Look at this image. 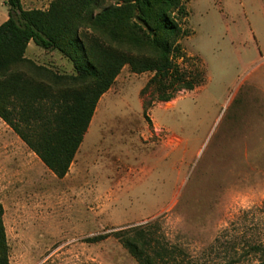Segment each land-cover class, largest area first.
<instances>
[{"label": "rangeland", "instance_id": "rangeland-1", "mask_svg": "<svg viewBox=\"0 0 264 264\" xmlns=\"http://www.w3.org/2000/svg\"><path fill=\"white\" fill-rule=\"evenodd\" d=\"M53 1L21 4L47 10ZM114 1L95 0L93 13ZM85 2L56 5L86 17ZM185 7L178 20L188 35L179 45L188 58L176 62L202 81L158 101L154 72L125 64L100 96L64 177L0 117L8 264H142L114 234L137 226L151 238L155 264L264 259V0H185ZM7 11L0 0V23ZM85 22L78 36L101 63L112 51ZM39 49L25 57L56 75L76 74L58 50ZM18 73L29 90L38 82L49 95L69 87L29 64ZM94 236L102 238L88 240ZM162 246L164 260L153 252Z\"/></svg>", "mask_w": 264, "mask_h": 264}, {"label": "trees", "instance_id": "trees-1", "mask_svg": "<svg viewBox=\"0 0 264 264\" xmlns=\"http://www.w3.org/2000/svg\"><path fill=\"white\" fill-rule=\"evenodd\" d=\"M4 3L8 11L0 23V117L57 177L68 172L100 96L125 64L136 73L154 72L150 81L157 84L158 101H168L175 91L192 90L202 81L199 72L192 78L176 62L188 58L179 45L188 35L178 20L187 16L185 0H115L96 14L95 0H86V17L57 7L58 0L47 10L24 9L21 0ZM83 22L99 31L106 49L113 52L104 53L101 63L90 60L78 36ZM29 41L45 50H58L73 63L76 74L56 75L35 65L25 57ZM27 64L40 74H50L54 82H68V89L49 95L48 87L38 82L29 90L18 73ZM2 210L0 204V264H8ZM114 234L142 264H155L147 254L151 238L142 227ZM153 252L164 260L167 249L162 246ZM257 264H264V259Z\"/></svg>", "mask_w": 264, "mask_h": 264}, {"label": "crops", "instance_id": "crops-1", "mask_svg": "<svg viewBox=\"0 0 264 264\" xmlns=\"http://www.w3.org/2000/svg\"><path fill=\"white\" fill-rule=\"evenodd\" d=\"M36 1V0H34ZM31 7H27L26 9H30ZM7 18V17H6ZM6 20V19H5ZM40 48V47H39ZM38 48V46H36L32 41H29V43L27 44V47H26V51L25 53H27L30 49H34V50H40Z\"/></svg>", "mask_w": 264, "mask_h": 264}]
</instances>
